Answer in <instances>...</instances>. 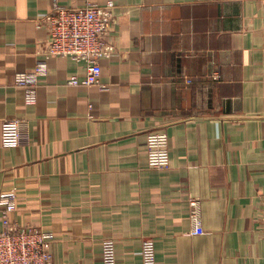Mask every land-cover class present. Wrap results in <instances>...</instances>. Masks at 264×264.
Here are the masks:
<instances>
[{
  "label": "crops",
  "instance_id": "1",
  "mask_svg": "<svg viewBox=\"0 0 264 264\" xmlns=\"http://www.w3.org/2000/svg\"><path fill=\"white\" fill-rule=\"evenodd\" d=\"M53 1L0 0V207L16 193L12 218L55 233V264H102L105 239L118 264H142L145 239L157 264H264V0H59L113 1L117 53L90 86L68 84L84 63L49 58L28 99L15 76L42 57ZM7 118L17 147L1 144ZM152 131L167 169L147 164Z\"/></svg>",
  "mask_w": 264,
  "mask_h": 264
},
{
  "label": "built area",
  "instance_id": "2",
  "mask_svg": "<svg viewBox=\"0 0 264 264\" xmlns=\"http://www.w3.org/2000/svg\"><path fill=\"white\" fill-rule=\"evenodd\" d=\"M115 3L99 5L87 1L79 7H70L54 0L50 11L37 21L45 26L48 37L41 44L33 72L18 73L14 84L26 90L28 99L36 97L40 79L49 73V58L69 57L86 66V76L72 75L71 85L90 86L99 83L102 71L101 60L117 53L116 45L110 40L116 23ZM211 82L221 78L220 70L213 66L208 76ZM185 83L194 79L185 76ZM1 144L4 147H17L19 144V121L4 119L1 123ZM147 164L155 170L167 169L171 165L169 136L165 131H152L147 135ZM0 207V264H55L52 245L55 233L33 225L16 222L12 215L18 208V197L13 193L2 199ZM190 217L193 221L192 234L202 232V222L198 212L199 200L191 199ZM258 221L264 225V208ZM102 264H118L116 245L113 239L102 242ZM142 264H157L155 243L145 239L142 243Z\"/></svg>",
  "mask_w": 264,
  "mask_h": 264
}]
</instances>
